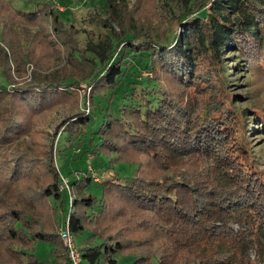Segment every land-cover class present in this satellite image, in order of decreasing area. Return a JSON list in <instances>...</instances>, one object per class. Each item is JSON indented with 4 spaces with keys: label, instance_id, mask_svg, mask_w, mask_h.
Returning <instances> with one entry per match:
<instances>
[{
    "label": "trees",
    "instance_id": "obj_1",
    "mask_svg": "<svg viewBox=\"0 0 264 264\" xmlns=\"http://www.w3.org/2000/svg\"><path fill=\"white\" fill-rule=\"evenodd\" d=\"M182 1L187 11L170 13L152 31L136 2L102 0L110 29L100 31L97 60L69 36L73 23L65 26L52 2L26 9L0 0V65L9 48L26 42L8 32L40 21L55 50L61 38L72 59L87 65L99 108L61 124L44 155L12 148L0 156V264H71L60 233L67 226L88 241L78 246L80 264H264V170L248 138L251 129L264 135V110L233 104L224 63L230 47L239 56L232 69L245 62L264 78V0H210L186 21L194 0ZM141 64L152 76L140 77ZM34 73L29 85H0V123L7 119L0 148L34 127L43 133L45 109L76 94L75 79ZM80 153L89 169L74 167ZM121 163L136 168L119 173ZM103 167L116 173L98 182ZM64 179L85 190L73 202L70 195L68 214ZM39 242L50 246L49 256L36 253Z\"/></svg>",
    "mask_w": 264,
    "mask_h": 264
},
{
    "label": "rangeland",
    "instance_id": "obj_2",
    "mask_svg": "<svg viewBox=\"0 0 264 264\" xmlns=\"http://www.w3.org/2000/svg\"><path fill=\"white\" fill-rule=\"evenodd\" d=\"M17 6L29 9L35 7L38 0H14ZM52 2L57 10L61 13V19L65 26H70L72 23L73 29L69 31V36H73L78 40L79 46L82 49H87L89 46V51L87 55L94 56L98 60L99 46L97 45V54L93 50L101 38L100 31H109L110 27L104 26V22L108 17V8L104 6L102 0H48ZM104 1V0H103ZM129 6H132L136 0H127ZM191 5V10L187 16H182L183 21H186L188 17H193L196 9L206 5V8L211 6L210 0H198ZM199 6V7H198ZM135 11L143 19L151 21L152 24L151 30H156V25L159 21L164 25V20L167 18V15L170 13H175L176 15H183L186 10L187 5L182 0H161V2L150 1V0H141L134 4ZM196 8V9H194ZM167 13V14H165ZM186 18V19H185ZM141 19V18H140ZM189 19V18H188ZM234 19V18H233ZM153 20V21H152ZM20 21V20H18ZM22 21V20H21ZM51 20L49 19L47 24V31L52 33ZM20 24V30H10L8 33L13 40H19L22 38L23 45H16L15 47L9 48V60L7 63H4L3 66L0 65V85H6L9 89L14 86L29 85L31 82H35L34 72H37V77L40 80H57V79H66L72 78L75 81H78L79 84L75 86L74 91L76 94H69L66 98H62L61 101L57 102L55 105L50 106V108L45 109L43 112L46 116L45 119L49 120V125L42 127L43 133H38V128H32L29 133L22 134L17 142L10 147V145H5L0 148V156H6L12 148L19 149H30L34 154H42L44 150H50V145L54 137L58 133V128L61 124L75 119V115L80 111H83V114L91 113L95 107L92 103V88L93 84H90L88 80L85 79V76L90 72L87 65L75 61L72 59V56L69 55L68 47L61 38L57 43L59 46L58 50L53 48V44L47 41L46 35L43 33L42 26L39 22H18ZM149 24V23H148ZM19 27V26H18ZM113 27L117 32H122L120 26L113 22ZM182 26L177 25V30L179 31ZM94 29V32L91 29ZM55 36V35H54ZM25 43V44H24ZM92 48V49H91ZM70 49V48H69ZM230 47H227L224 50V63L227 68L226 74L229 80L228 90L235 94L233 97V104L236 107L246 108L249 111L248 107L251 108H260L264 110V78L259 77V74H254L251 72V69L246 65L245 62H242V66L237 69H232L235 61L239 59L238 55L235 54V50H230ZM11 56V58H10ZM140 65L139 70L141 71L140 77L152 76V73ZM139 77V78H140ZM3 106V105H2ZM1 106V107H2ZM249 121L253 119V116L249 114ZM7 119H1V124H6ZM63 130V128H62ZM43 135V136H42ZM47 138V140L45 139ZM63 138V137H62ZM249 144L252 146L254 152L257 153L256 162L260 166V169L264 170V135L259 133V130H252L248 134ZM56 141V140H55ZM52 151L55 153L56 142H54ZM48 153V152H46ZM259 155V156H258ZM73 162L74 167L79 169H89L88 159L84 160L82 154H78ZM60 158V157H59ZM57 162V161H56ZM127 164L121 163L116 165L117 172L122 173L120 170L123 166ZM132 168L129 166L125 167V174L131 172L132 169L135 170L136 166L131 164ZM63 169L65 167L61 166ZM69 169V167H68ZM123 169V168H122ZM101 170V169H100ZM75 172H78L75 170ZM84 174L86 172H83ZM116 171L110 168H102L101 176H97L95 173V179L98 182L103 179H109L114 176ZM67 179L64 180L65 186L70 187L69 190L64 192V201L67 214L70 211V195L72 202L74 198L78 195H81L85 190H80L79 188L72 187L71 184L66 183ZM60 188L64 187L60 183ZM96 194L101 195L102 185L99 187L97 184H92L90 186ZM84 191V192H83ZM1 193L5 194L9 200L13 202H18L15 197H11L9 193H5L3 190ZM22 205H25L22 203ZM26 207H30L27 204ZM61 219H64V214L61 213ZM61 233V232H60ZM75 242L77 246L81 247L86 244L88 241L85 238V233L74 235ZM63 241V240H62ZM36 253L40 257L50 255V246L47 243L39 242L36 247ZM250 254L252 258H255V250L251 249ZM120 263H125L126 258H119ZM7 264H11L10 261ZM82 264L86 262L82 261Z\"/></svg>",
    "mask_w": 264,
    "mask_h": 264
},
{
    "label": "built area",
    "instance_id": "obj_3",
    "mask_svg": "<svg viewBox=\"0 0 264 264\" xmlns=\"http://www.w3.org/2000/svg\"><path fill=\"white\" fill-rule=\"evenodd\" d=\"M65 180V179H64ZM61 238L64 245L67 247L71 264H80L81 261V250L75 242V238L69 228V226L61 229Z\"/></svg>",
    "mask_w": 264,
    "mask_h": 264
}]
</instances>
